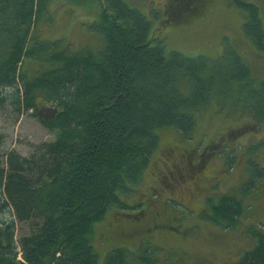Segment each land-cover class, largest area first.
Here are the masks:
<instances>
[{
    "label": "trees",
    "instance_id": "obj_1",
    "mask_svg": "<svg viewBox=\"0 0 264 264\" xmlns=\"http://www.w3.org/2000/svg\"><path fill=\"white\" fill-rule=\"evenodd\" d=\"M52 1L0 0V106L8 104L17 113L31 111L37 118L47 110L49 116L39 120L58 132L54 143L38 146L29 159L10 152L5 169L0 168V264H99L93 228L106 220L108 211L119 210L105 223L109 233L118 217L133 219L127 232H119L127 238L149 224L142 217L148 206L135 202L129 210L120 197L139 191L158 148L159 132L172 129L187 141L199 114L218 110L239 112L251 116L257 126L264 124V81L255 79L246 61L228 46L213 60L167 54L164 41L152 37L150 23L139 11L123 0H102L91 25L103 39L101 49L70 52L61 41L40 40L32 32ZM232 1L241 11L244 36L264 53L259 9ZM206 4L167 0L162 24L183 25L198 17ZM27 63L43 68L29 76L21 71ZM245 131L241 127L236 133ZM262 142L248 146L258 162L257 156L264 155ZM212 148L194 156L187 153L188 159L197 157L200 170L195 173L203 172ZM250 166L260 167L253 162ZM228 168L231 171L233 164ZM261 172L258 182L264 179ZM193 185L200 190V183ZM201 191L205 197L208 189ZM206 206L209 211L202 219L226 229L237 227L245 214L243 201L234 193L208 199ZM161 216L153 212L152 232L171 227ZM17 223L31 226L18 245ZM249 236L253 247L232 264H264V234L250 230ZM141 241L135 253L114 248L103 264H157V250Z\"/></svg>",
    "mask_w": 264,
    "mask_h": 264
},
{
    "label": "rangeland",
    "instance_id": "obj_2",
    "mask_svg": "<svg viewBox=\"0 0 264 264\" xmlns=\"http://www.w3.org/2000/svg\"><path fill=\"white\" fill-rule=\"evenodd\" d=\"M101 1L54 0L48 5L44 19L35 25L32 32L40 40L61 41L62 48L70 52L84 47L98 51L104 42L91 30V25L98 19ZM123 1L147 19L152 37L164 41L167 54L175 52L186 58L203 56L213 60L218 59L226 50L224 47L228 46L246 61L255 79L264 81V53L257 52L244 36V20L232 0H207L198 17L184 20L187 22L177 27L162 24L166 19L163 7L167 0ZM240 1L256 6L264 25V0ZM42 68L36 63H27L21 66V71L33 76ZM225 112H201L196 119L197 127L187 141L172 129L159 132L158 148L143 175L139 191L120 198L131 207L129 210L134 209L135 202L140 207L148 206L144 213L149 219L148 225H152V214L158 210L161 220L171 227L162 230L157 227L156 232L145 227L144 231L127 238L119 232H127L133 219L118 217L119 221L113 228L114 231L117 229L116 235H113L114 231L109 233L105 223H111L114 212L119 210L108 211L106 220L93 228L92 245L99 264H103L105 256L119 246L131 253L137 252L142 246L141 238L157 250V264H232L244 251L251 250L253 241L249 231L257 230L264 234V179L260 182L256 179L263 175L264 155L257 156L258 162L248 146L258 141L264 143V124L257 126L251 116L239 112ZM49 114L42 109L39 116L43 118ZM39 116L34 117L31 111L17 113L8 104L0 106V168L5 169L10 152L20 159H29L38 146L56 141L58 132L43 126ZM241 127L247 131L236 133ZM212 145L207 153L212 155L203 172L195 173L200 170L195 157L190 160L194 169L188 170L187 153L192 151L193 156L198 155ZM237 162L239 166L235 167ZM251 162L260 167L251 169ZM229 163L233 164L231 171ZM193 181L200 183V190L194 187ZM202 187L208 189L205 197ZM227 193H234L243 201L245 208L237 227L231 229L202 219L203 213L209 211L204 210L206 201ZM30 232L29 224L17 223L16 244Z\"/></svg>",
    "mask_w": 264,
    "mask_h": 264
},
{
    "label": "flooded vegetation",
    "instance_id": "obj_3",
    "mask_svg": "<svg viewBox=\"0 0 264 264\" xmlns=\"http://www.w3.org/2000/svg\"><path fill=\"white\" fill-rule=\"evenodd\" d=\"M190 160H192V159H188V165H187V167H188V170H191V168H193V164L190 162ZM194 169V168H193ZM142 217H144V215L142 216ZM146 218V217H145ZM153 218V217H152ZM154 219V218H153ZM155 220V219H154ZM142 226H138V228H135V230H137V229H140ZM148 229H150V225H148L147 226V230ZM132 230H134V228L132 229Z\"/></svg>",
    "mask_w": 264,
    "mask_h": 264
}]
</instances>
